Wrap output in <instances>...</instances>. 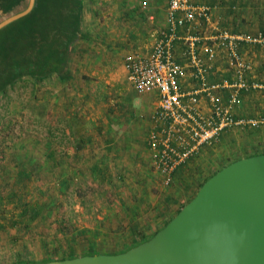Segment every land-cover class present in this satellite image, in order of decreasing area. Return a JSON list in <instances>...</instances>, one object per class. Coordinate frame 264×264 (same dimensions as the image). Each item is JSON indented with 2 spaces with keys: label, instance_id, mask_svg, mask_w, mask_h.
Wrapping results in <instances>:
<instances>
[{
  "label": "rangeland",
  "instance_id": "rangeland-1",
  "mask_svg": "<svg viewBox=\"0 0 264 264\" xmlns=\"http://www.w3.org/2000/svg\"><path fill=\"white\" fill-rule=\"evenodd\" d=\"M73 48L71 78L24 77L0 94V264L120 250L134 241L133 219L139 240L151 238L207 178L243 155L242 148L264 143V128L225 130L166 184L147 143L154 124L150 102L123 104L105 83L99 58L84 57L82 40ZM89 109L108 115L109 133L101 129L107 121L98 118L102 131L83 135L92 122L78 118ZM136 110L139 118L130 113ZM22 168L27 173L19 175ZM21 197L38 208L33 220L19 216Z\"/></svg>",
  "mask_w": 264,
  "mask_h": 264
},
{
  "label": "built area",
  "instance_id": "built-area-1",
  "mask_svg": "<svg viewBox=\"0 0 264 264\" xmlns=\"http://www.w3.org/2000/svg\"><path fill=\"white\" fill-rule=\"evenodd\" d=\"M146 4L143 1L142 8H146ZM166 6V28L158 30L148 51L128 54L124 67L126 81L133 90L157 92L158 103L152 118L154 126L148 132L147 143L153 164L163 173L164 183L168 184L180 164L223 131L264 125V118L239 116L232 109L239 100L238 91L264 87V84L246 81L251 65L239 51L241 44L264 46V33H218L214 40L223 48L224 58L233 69V79L231 83L225 80L209 82L206 72L215 58L214 47H204L205 58H201L198 47L202 37L189 32L197 18L209 19L210 8L192 0H166ZM179 41L186 49L185 64H180L173 54L174 44ZM186 71H190L195 81L189 90H183L180 85ZM218 91L226 92L225 102L217 95ZM201 100L208 105H200Z\"/></svg>",
  "mask_w": 264,
  "mask_h": 264
},
{
  "label": "crops",
  "instance_id": "crops-1",
  "mask_svg": "<svg viewBox=\"0 0 264 264\" xmlns=\"http://www.w3.org/2000/svg\"><path fill=\"white\" fill-rule=\"evenodd\" d=\"M143 1L147 2L146 8H142L141 6ZM192 1L198 5L210 8L209 19L197 18L191 26L192 30L190 29L191 31L189 32L202 37L203 41H201L198 47L201 58H205L203 54L204 47H214L215 58L210 64L211 68L206 72L207 81L221 82L225 80L231 83L233 69L224 58L223 48L218 47L217 41L214 38L222 31L241 35L255 34L257 32L264 33V30H262L264 29V0ZM166 7V0H83L82 29L78 39L70 47L68 64L73 51H75V48H73L75 43L82 40L86 44L84 57L91 58L97 56L99 58L100 71H104L107 74L105 83L110 84L109 89L113 85L118 90L117 97L123 104H130L131 106L139 104V106H144V104L150 102V111L155 110L158 103L156 90L136 92L127 85L124 60L130 53L142 54L148 51L158 30L167 26ZM180 31L183 34L185 32L183 29ZM183 45V42L179 41L173 47V54L180 64H185L186 62V49ZM239 51L241 56L251 65V71L245 76L246 81L260 85L264 84V46L241 44L239 45ZM94 69L93 67L91 71L96 72ZM180 85L183 90H189L195 85L190 71H186L185 78L180 81ZM216 93L220 95L222 102H225L226 92L218 91ZM238 95V102L232 106L236 115L264 118V87L238 91ZM200 105L205 107L208 104H204L203 100H201ZM89 111L84 113L85 118H78L80 123L81 121L83 123L87 121L86 123L88 124V121H90L94 124H89L88 132L85 130L83 135L93 136L96 132L98 133V130H107L106 133H109L111 127H109L107 120L109 119L108 115L106 116L102 112L94 113L90 109ZM130 113L139 114L138 118L140 116L138 110ZM149 114L147 115L149 116ZM153 115L152 112V118ZM98 118H102L103 121L106 120L108 123V125L100 124L103 125L101 127L102 130L98 129L99 125L95 124L94 120ZM153 126L154 124L149 126L150 130ZM248 127L250 128V126ZM252 128L263 129L264 125ZM240 152L243 155H239L236 159L264 153V147L263 144L260 146L256 142H251L249 143V147H245V150L242 148Z\"/></svg>",
  "mask_w": 264,
  "mask_h": 264
},
{
  "label": "water",
  "instance_id": "water-1",
  "mask_svg": "<svg viewBox=\"0 0 264 264\" xmlns=\"http://www.w3.org/2000/svg\"><path fill=\"white\" fill-rule=\"evenodd\" d=\"M35 0L0 22L29 13ZM15 264H264V153L236 159L203 182L151 238L119 252Z\"/></svg>",
  "mask_w": 264,
  "mask_h": 264
},
{
  "label": "trees",
  "instance_id": "trees-1",
  "mask_svg": "<svg viewBox=\"0 0 264 264\" xmlns=\"http://www.w3.org/2000/svg\"><path fill=\"white\" fill-rule=\"evenodd\" d=\"M27 5L28 0H0V22L22 11ZM82 13L83 0H35V6L29 13L0 29V94L24 77L37 81L54 75L59 80L71 78L68 69L70 47L81 33ZM23 171L27 173L22 168L19 175ZM24 187V184L20 185L19 191H23ZM15 203L21 206L19 216H25L26 221L33 220L38 214V208L22 197ZM135 222V219L130 220L129 231L134 233L133 243L120 250H110L111 252L123 251L149 239L139 240L142 233L134 225ZM70 235L76 236L73 231ZM98 252L105 251L86 250L81 254ZM76 255L79 254H68L65 257ZM50 259L53 258L17 260L12 264Z\"/></svg>",
  "mask_w": 264,
  "mask_h": 264
}]
</instances>
